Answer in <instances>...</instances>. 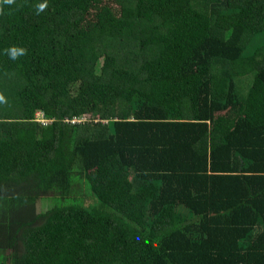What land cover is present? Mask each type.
<instances>
[{
  "label": "trees",
  "instance_id": "obj_1",
  "mask_svg": "<svg viewBox=\"0 0 264 264\" xmlns=\"http://www.w3.org/2000/svg\"><path fill=\"white\" fill-rule=\"evenodd\" d=\"M0 8V264H264V0Z\"/></svg>",
  "mask_w": 264,
  "mask_h": 264
},
{
  "label": "clouds",
  "instance_id": "obj_2",
  "mask_svg": "<svg viewBox=\"0 0 264 264\" xmlns=\"http://www.w3.org/2000/svg\"><path fill=\"white\" fill-rule=\"evenodd\" d=\"M2 4L4 5H12L15 3V0H0ZM47 7V3L41 4L38 6L39 11H43ZM3 9L0 8V12H2ZM8 54L10 55V58L16 59L20 55L25 54V49L23 48H17V47H12L11 49L6 50ZM0 102H4V97L2 94H0Z\"/></svg>",
  "mask_w": 264,
  "mask_h": 264
},
{
  "label": "crops",
  "instance_id": "obj_3",
  "mask_svg": "<svg viewBox=\"0 0 264 264\" xmlns=\"http://www.w3.org/2000/svg\"><path fill=\"white\" fill-rule=\"evenodd\" d=\"M259 178H264V176H260ZM263 180H264V179H261V181H260V180L257 181V187L264 189V187H263V185H264ZM260 200H261V202H262V206H263V208H264V193H261V194H260ZM262 216H264V215H262ZM257 229H258V227L256 228V230H257ZM256 230H255V231H256ZM254 241H256V238H255V237H254Z\"/></svg>",
  "mask_w": 264,
  "mask_h": 264
}]
</instances>
